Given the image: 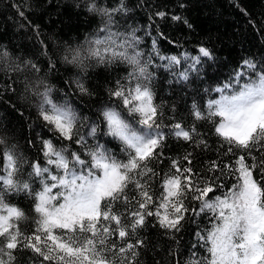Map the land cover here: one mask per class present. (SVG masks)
<instances>
[{"label":"trees","instance_id":"1","mask_svg":"<svg viewBox=\"0 0 264 264\" xmlns=\"http://www.w3.org/2000/svg\"><path fill=\"white\" fill-rule=\"evenodd\" d=\"M161 12L165 13L163 17L158 15ZM174 16L180 19L174 20ZM110 33L134 42L135 50L142 54L141 61H150L147 71L152 77L153 102L161 113L159 130L166 138L162 155L148 162L155 175L142 178L152 196L148 210L154 214L145 218L144 227L135 232L129 228V234L123 239L117 231L109 238V247L112 242L118 249L143 240L142 247L126 254L131 257V251L138 253L133 264H200L201 261L208 264L210 245L201 237L207 236L214 222L211 211H200L201 201L192 199L191 192L187 193L184 205L188 211L178 231L161 227L155 213L166 211L159 205L165 195V176L176 173L173 160L181 168L187 167L183 157L192 153L191 167L198 178L215 181L218 186L209 194L213 199L238 183L239 173L229 174L228 169H223L224 164L235 168L240 155L246 157V163H252L244 149L234 147L229 153V145L215 133L212 120H197L193 105L206 113L207 102L219 98L218 93H209L206 89L224 83L244 59L264 63V0H0V139L4 141L0 144V176L4 174L3 152L11 149L20 162L14 179L17 183L29 182L34 190L32 195L5 190L0 182V195L6 204L25 213L24 219L13 218V222L25 236H31L38 219L33 210L34 197L41 190L39 179L30 175L31 165L38 162L43 167H51L43 155L42 141L51 140L57 149L67 147L68 154L79 151L83 156L84 149L76 143L78 136L65 140L40 117V93L46 86L51 89L49 97L54 103H67L76 111L79 134L86 136L90 126L97 125L95 138L87 137L89 146L98 143L118 159L127 161L121 141L106 134L102 112L107 108L116 109L134 128L144 131L139 115L129 114L122 99L110 94L117 82L126 89L137 83L136 79H129L133 68L121 60L97 63L87 56L91 42L103 40ZM201 46L207 47L214 59L201 57L199 74L191 72L187 81L178 79L177 74L188 65L184 54L198 56ZM77 51L84 58L83 66L69 62ZM128 51L131 54L133 50ZM160 56H177L181 64L170 65ZM32 64L37 68H32ZM78 81L91 95L79 92ZM140 82L149 83L143 77ZM176 123L189 131L195 127L193 141L174 135L172 125ZM201 139L205 144L199 143ZM253 154L259 156L258 152ZM212 161H217L223 172L210 171ZM51 171L55 174L57 170L51 167ZM253 175L259 185H264V170L258 167ZM125 193L128 200L116 201L112 208L122 223L130 225L131 213L144 210L139 208L142 198L134 183L128 185ZM110 227L117 226L112 222ZM55 232L61 233V230ZM3 239L0 237V241ZM13 254V264H56L45 261L28 248L18 247ZM105 255L119 264V255L113 256L111 251Z\"/></svg>","mask_w":264,"mask_h":264},{"label":"snow or ice","instance_id":"2","mask_svg":"<svg viewBox=\"0 0 264 264\" xmlns=\"http://www.w3.org/2000/svg\"><path fill=\"white\" fill-rule=\"evenodd\" d=\"M158 15L163 17L165 13ZM173 19L179 20L180 17L174 16ZM128 49L133 50L131 54ZM198 53V56L184 54L188 65L177 74L178 79L187 81L191 72L199 74L201 57L214 59L212 52L205 46L199 47ZM141 55L135 50L134 42L123 36L117 38V34L112 33L103 40L92 41L87 49L88 58L95 59L97 63L121 60L133 68L129 79H136L137 83L126 89L117 82L116 89L110 94L122 99L129 114L139 115V124L144 131L134 128L116 109L107 108L102 112L107 125L106 134L121 141L124 145L122 151L128 156L127 161L118 159L98 143L89 146L87 137L95 138L97 125H91L86 136L79 134L76 111L67 103H54L49 97L51 89L47 86L40 93V117L65 140L71 141L74 136H78L76 143L84 149V153L83 156L79 151L68 154L67 147L57 149L51 140L42 141L47 165L55 167L57 171L54 174L51 167H43L38 162L31 165L30 175L38 178L41 184V190L35 193L33 202L38 219L31 236H25L13 222V218L24 219L25 213L6 204L0 195V237L4 238L0 241V264H13V250L18 247L31 249L45 261H55L56 264H116L105 255L109 251L113 256L121 257L119 264H133L138 253L131 251V257L126 254L142 247L144 241L137 240L135 244L128 243L117 249L114 242L109 247V238L117 231L121 239L125 238L129 228L135 232L144 227L145 218L154 214L148 210L152 196L147 189V182L142 178L149 174L155 175L148 162L162 155L166 138L159 130L161 125L158 117L161 113L153 102L150 87L152 77L147 71L150 61L142 62ZM83 59L77 51L69 62L83 66ZM160 59L167 60L170 65L181 64L177 56H160ZM51 66L55 67L54 64ZM31 67L37 68L35 64ZM140 77L149 83L140 82ZM77 86L82 95H91L83 83L78 81ZM206 91L218 93L219 98L207 102L206 113L194 104L193 115L197 120H212L215 133L229 145L228 152H233L234 147L244 149L252 163H246V157L240 155L235 168L231 164H224L223 169H228L229 174L239 173L238 183L222 196L213 199L209 194L218 186L215 181L206 182L198 178L191 167L192 153L183 157L189 165L187 167L181 168L179 162L173 160L172 167L176 173L165 176V195L159 205L166 211L161 214L157 210L155 215L161 227L178 231L185 218L184 213L188 211L184 199L191 192L192 199L202 202L200 211L207 209L213 213V228L206 237H201L210 245L208 264H264V185H259L253 175L258 167L264 170V63L244 59L224 83ZM172 127L174 135L185 141H193L195 127L191 131L180 123ZM3 143L0 139V144ZM199 143L205 144L202 139ZM254 151L259 156L253 154ZM3 158L5 166L0 182L4 189L25 191L32 195L34 190L29 182L17 183L14 179L20 164L14 151L5 149ZM223 169L217 161H212L209 167L213 172H223ZM130 183H134L140 191L142 199L139 208L144 211L132 212L133 220L128 225L122 223L120 215L113 211L112 204L121 199L128 200L125 189ZM104 201L109 203L103 204ZM112 222H115L116 229L110 227ZM57 229L61 233H56ZM5 256L7 260L3 259Z\"/></svg>","mask_w":264,"mask_h":264}]
</instances>
